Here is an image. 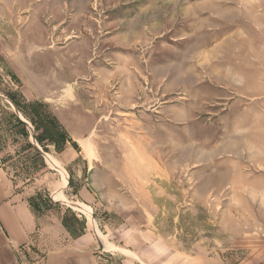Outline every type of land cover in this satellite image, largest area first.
I'll use <instances>...</instances> for the list:
<instances>
[{
    "label": "rangeland",
    "instance_id": "obj_1",
    "mask_svg": "<svg viewBox=\"0 0 264 264\" xmlns=\"http://www.w3.org/2000/svg\"><path fill=\"white\" fill-rule=\"evenodd\" d=\"M261 115L264 0H0V164L38 255L264 264L233 141Z\"/></svg>",
    "mask_w": 264,
    "mask_h": 264
},
{
    "label": "crops",
    "instance_id": "obj_2",
    "mask_svg": "<svg viewBox=\"0 0 264 264\" xmlns=\"http://www.w3.org/2000/svg\"><path fill=\"white\" fill-rule=\"evenodd\" d=\"M251 12L256 15L254 10ZM228 46L234 48L232 45ZM261 105L259 103L262 108ZM261 118L256 125L252 126V123L247 122L239 127L242 132L235 133L233 141L238 150H248L249 154L257 149V154L253 152L249 156L257 158V165L264 171V116L261 115ZM37 232L36 218L30 206L17 198L12 182L0 164V264H99L85 252L75 256L74 253H82V247H77L74 251V247L67 246L62 252L45 250L38 255L30 245ZM77 241L83 244L84 237ZM53 245L57 244H51Z\"/></svg>",
    "mask_w": 264,
    "mask_h": 264
},
{
    "label": "bare ground",
    "instance_id": "obj_3",
    "mask_svg": "<svg viewBox=\"0 0 264 264\" xmlns=\"http://www.w3.org/2000/svg\"><path fill=\"white\" fill-rule=\"evenodd\" d=\"M62 186H63V185H62ZM62 186H61V187H62ZM58 195H59V194H58ZM60 196H61V195H60Z\"/></svg>",
    "mask_w": 264,
    "mask_h": 264
}]
</instances>
